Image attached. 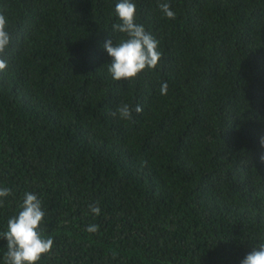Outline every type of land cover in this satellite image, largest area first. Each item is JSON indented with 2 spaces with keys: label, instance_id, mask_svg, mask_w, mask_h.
<instances>
[{
  "label": "trees",
  "instance_id": "obj_1",
  "mask_svg": "<svg viewBox=\"0 0 264 264\" xmlns=\"http://www.w3.org/2000/svg\"><path fill=\"white\" fill-rule=\"evenodd\" d=\"M119 2L0 0V233L31 192L38 264H240L264 243V0H132L162 53L132 81L103 47Z\"/></svg>",
  "mask_w": 264,
  "mask_h": 264
},
{
  "label": "clouds",
  "instance_id": "obj_2",
  "mask_svg": "<svg viewBox=\"0 0 264 264\" xmlns=\"http://www.w3.org/2000/svg\"><path fill=\"white\" fill-rule=\"evenodd\" d=\"M163 14L170 20L176 18V13L171 10L168 3L158 5ZM115 14L119 23L112 25L113 30L123 34L118 43L109 39L104 43V49L111 58L107 64L108 72L115 81H132L145 70H153L157 67L162 53L158 50L159 41L147 32L143 25L136 22V4L132 0H120L115 5ZM8 21L4 14L0 13V57L3 56L10 44V33ZM7 62L0 58V72L7 69ZM167 83L161 86V94L166 95ZM131 108L128 104L122 103L112 113L114 117L121 120L132 119ZM137 113L142 112V107L135 108ZM260 146L264 148V135L260 137ZM264 162V155L260 157ZM11 190L0 188V198L10 196ZM3 199H0V206ZM19 213L11 217L7 222L6 231L0 233V238L7 241V252L4 257V264H38L42 257L51 253L53 239L44 238L42 223L45 212L42 209V202L31 192L24 194L20 205ZM90 211L100 214L98 204L89 205ZM86 231L95 233L97 225H89ZM240 264H264V243L253 249L244 257Z\"/></svg>",
  "mask_w": 264,
  "mask_h": 264
}]
</instances>
